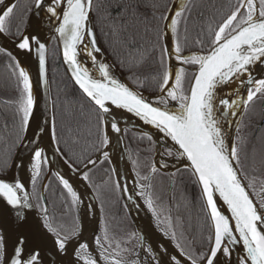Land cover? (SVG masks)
Returning a JSON list of instances; mask_svg holds the SVG:
<instances>
[{
  "label": "snow or ice",
  "instance_id": "snow-or-ice-1",
  "mask_svg": "<svg viewBox=\"0 0 264 264\" xmlns=\"http://www.w3.org/2000/svg\"><path fill=\"white\" fill-rule=\"evenodd\" d=\"M0 35H11V24L16 14L17 4L12 0H0ZM158 5L148 4L143 0L134 3L118 2L114 7L106 10L105 19L111 20V29L114 35L121 32L128 33L125 41L130 51L138 53L134 58V67H142L143 53L139 52L136 36L140 26L147 34L153 30L152 22L155 20L165 22L163 29L156 25L157 42L161 36H166L170 29L173 37V47L159 46V64L162 71L158 72L155 103L146 98L140 91L134 90L128 83L117 78L112 66L97 62V55L101 48L97 46L96 34L93 30L92 15L97 10L93 0H34L32 9L27 14L36 17L34 29L36 34L25 27L21 32L17 29L14 46L24 52L31 53L33 45L36 47L39 60V74L46 76V45L42 43L41 21L48 17L55 19L58 27L55 31L63 41V58L67 65L74 85L82 93L84 98L92 106L95 122L90 117L87 119V136L89 145L100 152L106 160L109 153L103 149L110 143L108 128L115 133L121 132L115 109H124L134 113L148 124L154 125L157 130L170 138L176 147L178 158H186L190 164L192 174L200 186L204 198L206 210L212 222V232L208 236L210 247L208 251L196 255L186 251L180 243L175 247L179 249L177 255L169 256L167 264H186L184 257L190 264H219L218 253L230 256L232 245L240 244L245 255L239 259L238 264H264V210L254 203L247 186L242 182L243 169L241 152L243 148L238 143H229L222 125L225 108L240 107L237 100L228 96L223 98L218 93L224 88H235L237 84H243L244 77H248V83L254 88L247 89L243 105L253 102L258 94H264V79H254L250 68L258 61H264V0H238L237 5L230 10L215 29L209 31V48L206 53L189 51L184 49L179 40V27L186 23L184 13L189 11L186 4L179 8L173 5L167 11L157 16L155 9ZM116 16H112V12ZM151 11V19L149 18ZM27 24V21H25ZM129 29L133 31L129 32ZM88 40L90 43L85 44ZM201 48L203 41L197 40ZM83 46L84 53L96 66L100 73L97 78L90 72L78 58ZM156 47H153V51ZM0 52L7 54L15 61V67L19 69V78L22 83V95L20 103L21 132H27L30 119L34 116L36 101L33 95L31 78L20 61L5 48ZM165 54L168 58L174 55L175 59L183 65L193 66L191 86L185 93L183 87L186 76V68L173 69L170 64H165ZM132 73V68L128 69ZM137 88L144 87V82L135 73L129 75ZM174 81V83H173ZM237 95L239 93L237 92ZM178 102V107H169L168 102ZM217 104L220 106L217 109ZM235 115L236 113L230 112ZM84 116V113H81ZM50 136L55 141V153L63 155L60 149V137L57 135L55 116L50 118ZM67 131L71 133V128ZM49 133V129L37 123L33 139L37 142L31 149V176L30 182L34 186L40 177L42 164L47 161L44 148L40 147V139ZM27 139V137H22ZM239 139V138H238ZM29 144L33 140L28 141ZM171 156L172 150L168 153ZM245 154V159H247ZM99 160V157L97 158ZM97 160L87 158L81 172L83 179H89V166H95ZM82 163L77 159L69 165L70 169L75 164ZM167 165H161L166 167ZM158 169L153 166L152 172ZM59 177L63 188L71 194L72 201L79 204L80 197L73 189L69 179L60 173ZM147 179V177H145ZM119 183L117 187H119ZM144 187V186H141ZM227 206L231 216L223 214L218 208L216 194ZM44 200L43 196L38 197ZM32 194L29 192L26 182L20 177L8 179L0 176V264H49L44 257L45 232L53 236L51 251L56 257L64 258L71 255L69 248L72 240L78 233L61 235L63 229L53 227V221L47 215V207L40 206L42 222L30 225L23 209L33 208ZM148 207H153L151 198L147 201ZM10 214V222L14 225V231L5 225L3 212ZM234 221V224L231 222ZM165 235H168L165 232ZM171 238L176 240V233H171ZM109 230L103 229V235L95 238L97 246L103 249L104 241H108ZM118 246V245H117ZM88 243H79L78 247H72L75 261L68 264H98V259L89 252ZM151 248L148 252L151 253ZM167 250L165 249V252ZM103 255V252H102ZM107 259V257H105ZM51 264H55L52 261ZM111 264H127L120 259L112 257ZM131 264H141L139 260H133ZM156 264H165L157 260Z\"/></svg>",
  "mask_w": 264,
  "mask_h": 264
},
{
  "label": "trees",
  "instance_id": "trees-1",
  "mask_svg": "<svg viewBox=\"0 0 264 264\" xmlns=\"http://www.w3.org/2000/svg\"><path fill=\"white\" fill-rule=\"evenodd\" d=\"M172 1L143 0L145 3L158 5V8L155 9L157 16L161 13L167 14ZM118 2L134 3L136 0H94V6L97 9L93 13L94 24L99 40L114 64L127 79L129 75L135 73L144 82V87L138 89L148 94H156L158 92L157 74L162 71L159 64V46L164 45L163 36L157 42L156 25L163 29L164 22L153 21V30L147 34L143 31V26H140L136 40L139 52L143 53V62L142 67H134V58L138 53L130 51L127 47L125 41L128 38V33L121 32L119 35H114L111 29V20L105 19L106 10L114 7ZM237 2L238 0H191L187 6L189 11L184 13L186 23L182 22L179 27V40L184 53L187 54L189 51L206 53L209 48V31L216 28L225 15L237 5ZM33 4L34 0H19L17 2L18 7L12 20L10 37L16 39L18 28L23 32L26 26L25 21H28L29 18L27 12L32 9ZM148 15L151 19V11ZM112 16H116L115 11L112 12ZM131 31L133 30L129 29V32ZM198 39L203 41L202 48L196 44ZM154 46L156 47L155 51H153ZM165 64L167 65L166 54ZM130 67L132 73L128 71ZM49 70L60 149L71 164L78 158L82 159V163L74 165L76 168H81L83 164L87 163L89 156L93 159L99 154L89 145L87 136L86 117H90L94 123L95 116L92 106L68 77L61 62L55 39L49 52ZM192 76L193 72L186 70L183 84L185 93L188 91ZM130 82L132 83V81ZM133 85L137 88L135 84ZM22 87L19 69L15 67V61L7 54L0 52V174L7 172L24 133L21 132L22 113L20 112ZM16 93L17 95H15ZM82 112L84 116H81ZM68 128H71V133L67 131ZM126 143L137 176L138 173L150 169L155 153L154 140L147 135L128 130ZM250 153L245 169L250 174L254 171L261 178L263 176L262 180H264V155L261 156V159L259 158L257 166L254 164L257 169L253 170L252 166L254 167V165L250 162L257 158L258 149H254ZM242 169L248 182L251 175L246 174L247 170L245 171L243 166ZM46 174L47 166L45 164L33 188L34 200L39 211V203L43 200L38 197L42 196L41 187ZM89 182L102 209V234L104 227L107 226L110 237L111 235L120 237L124 233L125 224H129V217L119 195L108 159L89 172ZM170 182L169 174L157 172L152 192L160 193L159 189H161L164 190L162 193H165ZM173 186L171 228L176 233L175 241L180 243L186 251L194 252L196 255L202 252L206 253L210 247L208 236L212 232V225L195 176L189 169L179 170L176 172ZM46 197L53 227L63 229L61 235H71L77 228L75 208L69 193L54 175L48 183ZM105 244L107 246L106 242Z\"/></svg>",
  "mask_w": 264,
  "mask_h": 264
},
{
  "label": "water",
  "instance_id": "water-1",
  "mask_svg": "<svg viewBox=\"0 0 264 264\" xmlns=\"http://www.w3.org/2000/svg\"><path fill=\"white\" fill-rule=\"evenodd\" d=\"M18 1L19 0H12V3L17 4ZM190 1L191 0H173L169 8H172L173 5H175L178 9L181 4H186L188 6ZM0 7H2V5H0ZM167 14H169L168 11ZM91 19L93 30L96 34L97 46L101 48V52L96 54L97 62H103L111 65L112 71L117 78H119L122 82L128 83L129 86L134 90L140 91L146 98L152 100L155 103V97L157 93L148 94L136 88L125 77L123 72L114 64L99 40L95 29L94 15H92ZM35 22L36 17L29 16L27 24L25 26H30L29 30L32 31L33 34H36V31L34 29ZM56 27H58V23L55 19L50 20L48 17H45L41 21V42L45 43L46 45V76L43 78L39 74V60L35 45H33L31 53H27L17 49L14 46L13 41L15 40V38L10 37L8 34L0 35V48L7 49V51L10 52L12 56L16 58V60L20 61L21 66L24 67L26 71H28L31 78L33 95L36 101L34 116L30 119V126L27 132H24L22 136H26L27 139H21L11 159L7 172L4 174H0V176L7 177L8 179H12L18 176L24 182H26L28 190L32 194L31 202L33 204V208L23 209L22 211L27 216L30 225H35L38 222H42L43 214L38 210V207L35 203L33 196L34 186L30 182L32 165L31 149L37 142L33 139V132L36 131L37 123H40L41 126L49 129V133L44 135L39 141L40 147L44 148L45 155L48 158L47 161L42 164V168L40 171L41 174L43 166L46 164L47 174L42 184V195L45 198L44 204L47 207L48 217L50 218L49 206L46 200V188L53 175L60 182L59 177L56 175V173H60L66 179H69L70 183L73 186V189L77 191L80 197L79 204L73 203L77 218V228L75 232L78 233V236L77 238H74L72 240V245L69 248V252L71 253V255H65L62 260L61 258L56 257L55 254L51 251L54 238L52 234L45 232V250L43 255L49 262V264H51L52 261H55V264H68L69 261H75V255L74 253H72V247H78L79 243H88V250L94 257L98 259V264H111L112 257L127 262V264H131L133 260H139L141 261V264H156L157 260H160L167 264L169 256L177 255L179 253V249L175 247L176 241L171 238V234L158 216L154 204L152 208H149L147 201L149 198H151L153 180L157 172L171 175L170 189L172 190L176 172L182 169L190 170V168L187 167L190 162H188L186 158H178L177 150L176 147H174L173 142L170 140V138H165L164 134L157 130L154 125L146 123L141 118L137 117L134 113H129L124 109H115V106H113L115 113L118 114L117 120L119 121L121 132L115 133L109 127L108 135L110 143L105 146L103 150L109 153L108 160L113 170L116 185L118 183L120 185L117 188L122 203L128 213L133 226L136 246L135 250L130 256L117 255L116 253L110 251L105 243L104 248L107 249L106 252H104L103 249L97 246L95 238L97 236L103 235V216L99 200L89 182V179L84 180L81 172L77 171V168L74 165L70 169L69 165L71 163L66 159L64 154L60 155L59 153H55L56 142L53 141L50 136V118L54 116V106L49 70V52L54 39L57 42L59 56L64 69L68 77L74 84L69 71L70 66L65 63L63 58V41L59 38V33L55 31ZM166 32L167 35L163 36L164 46L172 48L173 37L171 35L170 29H167ZM88 43H90V41L86 40L85 44ZM79 51L81 52V55L78 58L83 62L85 66L89 67L91 73H93L97 78H100L98 68L92 65L91 60L84 53L83 46L80 47ZM166 58L167 65L170 64L173 69L184 67L186 68V70L194 72L193 67L181 64L175 59L174 55L171 57V59H169L166 54ZM250 71L251 76L254 79H264V61H258L257 63L252 65ZM190 86L191 83L189 85V88ZM249 88H252V90H254L253 86L248 83V77L245 76L243 84H237L235 88H224L223 91L218 93V96L223 98L231 96V98L237 100V103L240 105V107H233L232 109L225 108L224 112L221 114L223 116L222 125L224 127V132L229 143H238V134L240 133L239 131L242 123L241 121L243 120V117L250 105V103L247 106L243 105V99L246 98L247 89ZM237 92L239 93V95H237ZM168 104L169 107H178V102L169 101ZM219 107L220 106L217 104L218 110ZM230 112H234L236 114H229ZM128 130L147 135L151 137L155 143L153 164L144 184H142L139 177L137 176L130 159L126 143V132ZM29 140H33V143L29 144ZM165 149H171L173 154L171 156L167 155L165 153ZM98 157L99 160H97ZM93 160H97V163L95 164V166H89V172L97 167L100 163H102L105 159L99 152V154H97L93 158ZM161 165L167 166L161 167ZM153 166L158 169L156 172H152ZM80 169H83V166ZM242 182L247 186L246 190L249 191L250 196L254 200V203L257 204L260 209L264 210V203H260V199L257 197L256 193L251 190V187L244 175ZM141 186L144 187L142 188ZM198 187L200 189L199 185ZM262 194L264 196V192ZM69 195L71 197L70 193ZM201 197L203 198V196ZM215 198L218 208L221 209L223 214L231 216V213L227 210V206L219 198L218 193L216 194ZM2 204L3 202L0 201V205ZM3 218L5 221V225L9 228L10 232L14 231V225L10 222V214L7 212V210H4ZM231 222L234 224V221ZM165 232H167L168 235H165ZM149 248H151L152 250L151 253L148 252ZM165 249L167 250L166 252ZM232 249L233 250L230 256H225L223 253H218L217 259L219 261V264H238L239 259L245 255L242 247V242L240 244L232 245ZM105 257H107V259H105ZM184 259L186 264H190V262L187 261L186 256L184 257Z\"/></svg>",
  "mask_w": 264,
  "mask_h": 264
},
{
  "label": "rangeland",
  "instance_id": "rangeland-1",
  "mask_svg": "<svg viewBox=\"0 0 264 264\" xmlns=\"http://www.w3.org/2000/svg\"><path fill=\"white\" fill-rule=\"evenodd\" d=\"M15 95H17V93ZM262 155H263V152L262 153L258 152L257 158L254 159L253 161H251L250 163H253V165L258 164L257 162H258L259 158L261 159ZM248 156H249V154H247V157ZM153 159H154V156H153ZM241 161L243 162L242 166L245 169L246 163L249 162L248 158L247 159L241 158ZM152 164H153V161H152ZM255 165H254V167L252 166L253 170L257 169V167H256L257 165L256 166ZM250 167H251V165H250ZM246 170L247 169H245V171ZM149 171H150V169L144 170L141 173H138L139 179L142 182V184L145 183V181H146L145 177H148ZM246 174H248V175L250 174L248 172V170L246 171ZM250 175H251V177H249V179H248L249 180L248 184L250 185L251 190H253L256 193L257 197L259 198L260 194H262L264 192V180H262L263 176L261 178L259 175H256L254 173V171H252ZM252 176H254V177H252ZM170 184H171V182H170ZM170 188L171 187L169 185L168 188L166 189L165 193L164 192L162 193V191H164V190L159 189L160 193H156V194L154 191H153L154 192L153 193L151 190V198H152V201H153V204H154V207H155V210H156L158 216L160 217L164 226L168 229V231L171 234L173 232L172 228H171L172 227V208H173V188H172V190ZM46 190H47V188H46ZM152 193H153V197H152ZM41 195H42V187H41ZM259 199H260V203L263 204L264 203L263 194H262V197ZM46 200H47V197H46ZM47 203H48V200H47ZM40 206H45L44 200L41 203H39V208H40ZM48 206H49V204H48ZM40 212H41V210H40ZM49 216H50V211H49ZM50 219H51V217H50ZM128 223H129L128 225L125 224L124 233H122L120 237H117L116 235H111V237L109 236L110 239L108 241H105L107 243L109 250L116 253L119 256H130L133 253V251L135 250V246H136L135 233H134L130 218H129ZM130 224H131V226H130Z\"/></svg>",
  "mask_w": 264,
  "mask_h": 264
},
{
  "label": "flooded vegetation",
  "instance_id": "flooded-vegetation-1",
  "mask_svg": "<svg viewBox=\"0 0 264 264\" xmlns=\"http://www.w3.org/2000/svg\"><path fill=\"white\" fill-rule=\"evenodd\" d=\"M241 122L238 144L243 148V144L246 143L241 158H245V154H251L254 149H258V152H263L264 155V94H258L250 103ZM165 153H168L167 149Z\"/></svg>",
  "mask_w": 264,
  "mask_h": 264
},
{
  "label": "bare ground",
  "instance_id": "bare-ground-1",
  "mask_svg": "<svg viewBox=\"0 0 264 264\" xmlns=\"http://www.w3.org/2000/svg\"><path fill=\"white\" fill-rule=\"evenodd\" d=\"M143 188V187H142ZM262 197V194H260V196H259V198H261Z\"/></svg>",
  "mask_w": 264,
  "mask_h": 264
}]
</instances>
